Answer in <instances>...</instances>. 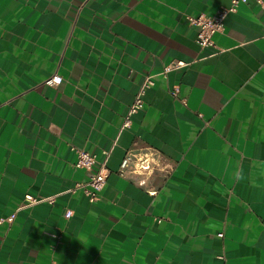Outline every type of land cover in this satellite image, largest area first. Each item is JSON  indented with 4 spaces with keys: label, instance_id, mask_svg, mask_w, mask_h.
<instances>
[{
    "label": "crops",
    "instance_id": "0c3cea01",
    "mask_svg": "<svg viewBox=\"0 0 264 264\" xmlns=\"http://www.w3.org/2000/svg\"><path fill=\"white\" fill-rule=\"evenodd\" d=\"M230 2L0 0V264H264V4L215 47L188 20ZM145 147L173 168L141 187L118 168ZM82 148L111 170L95 201Z\"/></svg>",
    "mask_w": 264,
    "mask_h": 264
},
{
    "label": "built area",
    "instance_id": "2783aa9c",
    "mask_svg": "<svg viewBox=\"0 0 264 264\" xmlns=\"http://www.w3.org/2000/svg\"><path fill=\"white\" fill-rule=\"evenodd\" d=\"M246 0H231L228 6H222L213 15L199 14L197 16H188L190 24L197 26V43L205 47H215L214 35L218 32L224 31L226 24L225 21L230 13L237 11L240 3ZM260 4H264V0H257ZM188 62L183 59L173 60L171 63L164 67L163 73L166 74L171 68H178L187 66ZM63 81V76L60 74H53L45 79V83L50 86H58ZM154 84V80L151 76H147L143 81L140 91L135 95L134 100L129 108L128 114L124 120V126L128 127L132 124V116L136 114L144 105L143 94L145 90ZM76 167L83 168L89 172V178L84 183H79L84 190V193L91 201H95L99 198L102 190L106 186L108 177L111 173L110 168L105 162H98L96 156L86 149H77ZM173 163L169 158L160 150L155 148H142L136 152L128 150L123 157L120 166L118 168V174L121 177L130 178L135 177V182L141 187H145L148 183V179L153 173L159 171L168 173L172 170ZM150 193H155L156 190L149 189ZM47 200L50 203L54 202V197H38L33 194L25 195V205L35 204L40 201ZM72 214L71 210H67L66 216L69 217ZM15 214L9 216L8 220L12 221ZM4 219L0 220V223ZM223 236V233H219Z\"/></svg>",
    "mask_w": 264,
    "mask_h": 264
}]
</instances>
